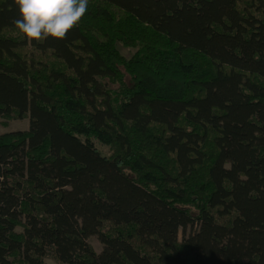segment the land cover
Masks as SVG:
<instances>
[{
	"label": "trees",
	"instance_id": "trees-1",
	"mask_svg": "<svg viewBox=\"0 0 264 264\" xmlns=\"http://www.w3.org/2000/svg\"><path fill=\"white\" fill-rule=\"evenodd\" d=\"M18 17L0 0V117L30 121L0 135V264H264V0H89L31 44Z\"/></svg>",
	"mask_w": 264,
	"mask_h": 264
},
{
	"label": "clouds",
	"instance_id": "clouds-1",
	"mask_svg": "<svg viewBox=\"0 0 264 264\" xmlns=\"http://www.w3.org/2000/svg\"><path fill=\"white\" fill-rule=\"evenodd\" d=\"M19 17L15 28L27 42L43 41L49 37L58 41L67 38L86 15L89 0H14Z\"/></svg>",
	"mask_w": 264,
	"mask_h": 264
},
{
	"label": "rangeland",
	"instance_id": "rangeland-1",
	"mask_svg": "<svg viewBox=\"0 0 264 264\" xmlns=\"http://www.w3.org/2000/svg\"><path fill=\"white\" fill-rule=\"evenodd\" d=\"M120 52L126 56V57H131L132 55L135 54L136 50L131 49V48H126L122 44H119L118 46ZM30 128V121L29 119H24V120H11L8 121L5 118L0 117V135L14 132V131H28ZM96 147L100 150L102 155L109 156L110 155V150L109 147L101 145L99 143H96ZM197 227L194 228H189L187 230L186 235H189L191 232L196 230ZM18 232H22L21 229L17 230ZM183 233L180 232V239L183 238ZM87 243L93 246L95 251L100 254L103 250V244L100 242L99 238L97 236H92L87 240ZM46 264H58L55 260L48 258L45 260Z\"/></svg>",
	"mask_w": 264,
	"mask_h": 264
}]
</instances>
